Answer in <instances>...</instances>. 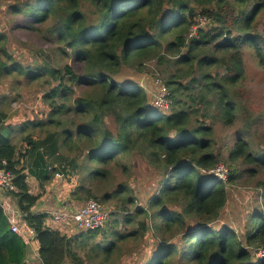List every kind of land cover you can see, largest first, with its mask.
<instances>
[{
	"label": "trees",
	"instance_id": "1",
	"mask_svg": "<svg viewBox=\"0 0 264 264\" xmlns=\"http://www.w3.org/2000/svg\"><path fill=\"white\" fill-rule=\"evenodd\" d=\"M10 11L21 18L12 21L13 32L37 36L71 60L40 69L58 84L42 83L50 86L44 101L52 112L47 122L32 127L58 129L38 139L23 137L25 148L42 146L57 154L63 145L66 165L57 174L77 182L73 199H95L109 213L100 229L73 236L46 225L48 216L35 211L40 195L31 194L22 166L28 150L19 152L1 131L9 119L3 105L10 98L3 97L0 169L15 175L12 205L39 243L38 257L29 264H120L130 240L153 246L149 257L139 249L131 254L137 264H264L256 255L264 250V207L250 214L241 236L220 224L229 185L242 178L241 166L251 178L264 171V154H255L240 132L221 143L216 132L217 124L233 127L250 100L248 91L240 90L247 77L244 47L264 68L258 28L264 0H18ZM0 42H6L1 33ZM12 60L0 45V80L15 75L20 86L42 79V73ZM153 61L166 82L156 76L151 101L144 85L122 73L124 68L143 72ZM162 88L172 105L159 114L155 95ZM76 89L82 93L72 104ZM61 115L75 119L64 123ZM109 117L119 125L116 134ZM55 140L58 146L52 148ZM135 157L160 177L148 207L137 205L128 181L116 186L114 172L130 176ZM220 165L229 170L226 182L208 173ZM258 186L264 206V183ZM29 247L0 207V264L29 260Z\"/></svg>",
	"mask_w": 264,
	"mask_h": 264
},
{
	"label": "rangeland",
	"instance_id": "2",
	"mask_svg": "<svg viewBox=\"0 0 264 264\" xmlns=\"http://www.w3.org/2000/svg\"><path fill=\"white\" fill-rule=\"evenodd\" d=\"M18 0H0V33L6 37V42L1 43V46H5L8 54L13 57L12 62H17L22 67H29L33 73H42V79L38 81L17 84V78L15 75L6 77L4 80H0V99L3 97H9V103L3 105V108L7 111L9 119L6 122L1 131L6 137H9L13 143L18 144L19 152L24 153L27 147L22 140L23 137L30 135L32 139H38V137L45 134L46 131L54 132L58 128L51 126H44L42 129L36 127L33 129L32 124L47 122L50 116L51 108L50 101H44V96L50 89V86H43L44 81L50 82L52 86H57L58 83L51 81L46 72L40 71L43 67L61 68L66 64H71V60L66 57L57 55L53 48H48L43 45L40 38L37 36L28 35L24 30L22 32H13L11 29L12 21L21 19L19 16L15 17L12 12H9V5L17 3ZM201 21V19H200ZM259 31L264 35V12L261 15L258 22ZM21 31V30H20ZM247 77L240 90H247L250 94V100L244 101L247 109L239 111V117L236 124L228 128L224 125H218L216 127L217 142H223L225 138L235 133H242L244 136L249 137V141L253 147V151L257 155L264 154V68L259 66L256 55L248 48L244 47ZM56 52V53H55ZM156 62H148L143 72H137L128 68L123 70V78L140 82V85H144L150 100L153 101L155 94V82H157L156 76L159 81L161 78L166 82V78L162 71L156 68ZM161 76V78H160ZM23 81V79H19ZM40 81V82H39ZM82 93V89L77 90L75 95H70V101L72 104L75 99ZM58 102V105L63 103L59 98L54 100ZM159 114H163L159 112ZM64 123L70 120H74V115H61L59 117ZM107 125L110 130L116 134L119 128L118 123L113 117L106 119ZM28 127L23 130L24 127ZM43 131V132H42ZM26 149V150H25ZM135 168L131 172L130 176H124L119 171L114 172L116 179V186L121 181H128V186L131 188L132 195L137 200V205L140 204L148 207L150 197L156 192L159 186L160 177L155 171L150 169L143 160L139 157H135ZM128 163V160H127ZM247 166H241L242 178L237 179L234 183L229 185V199L227 207L223 210L225 217H222L220 222L227 223L238 231L241 236L245 233L248 219L251 213L256 211L257 208L263 209L262 194L263 189L258 186L259 183H264V171H259L256 177L251 178L245 176L247 173ZM65 185L68 187L73 184L72 178L68 179V176L64 175ZM75 190V189H74ZM70 201H75L71 206L80 208L83 206V200L78 201L73 199L72 193L70 194ZM77 202V203H76ZM112 213L114 212L111 209ZM123 217V213L120 214ZM60 224L62 231L73 234H78L81 230L75 227L74 222L70 221ZM72 225L77 229H72ZM79 230V231H78ZM136 249H139L146 257H149L153 252V246L146 244L144 241H128V246L125 248L128 251V255H123L119 258L120 264H137L133 259Z\"/></svg>",
	"mask_w": 264,
	"mask_h": 264
},
{
	"label": "crops",
	"instance_id": "3",
	"mask_svg": "<svg viewBox=\"0 0 264 264\" xmlns=\"http://www.w3.org/2000/svg\"><path fill=\"white\" fill-rule=\"evenodd\" d=\"M50 143L52 148H55V143L58 146L57 140ZM65 150V147L61 145L57 154H48L45 153L42 146L30 147L28 148L26 160L22 164L24 173L28 176L31 194L40 195L35 211L46 214L48 216L46 220L47 226L60 231H62V228L51 221L52 215L54 213L72 214L77 209L76 206L70 205L75 203V201H70V194L76 189L77 182L67 187L63 177L59 178L58 175L60 174H57L66 165L63 156ZM48 172L51 173V176L48 175ZM61 209H65V211H61ZM73 228L76 229L74 225H72ZM62 232L64 233V231ZM66 234L70 235L68 231ZM73 235L76 234L72 232ZM29 244V258L34 261L38 257L39 252V243L34 235L31 237Z\"/></svg>",
	"mask_w": 264,
	"mask_h": 264
},
{
	"label": "built area",
	"instance_id": "4",
	"mask_svg": "<svg viewBox=\"0 0 264 264\" xmlns=\"http://www.w3.org/2000/svg\"><path fill=\"white\" fill-rule=\"evenodd\" d=\"M195 27L193 32L196 33ZM155 105L161 111H168L172 105L169 92L165 89H159L155 95ZM208 173L218 177V179L226 182L229 175V170L220 165L214 170ZM59 178L62 175H58ZM15 175L5 169H0V207L9 216L12 231L22 236L23 240L29 244L31 237L34 235L32 229H30L25 222L20 219L18 212L14 209L11 200V193L16 191V185L14 183ZM51 221L59 225L64 222L69 223L70 219L74 222L75 227L81 230L94 231L104 226L109 219V213L104 207L94 199H88L84 201L81 208L76 209L73 214L68 213H54L51 217ZM257 257L264 258V250H259L256 253Z\"/></svg>",
	"mask_w": 264,
	"mask_h": 264
},
{
	"label": "water",
	"instance_id": "5",
	"mask_svg": "<svg viewBox=\"0 0 264 264\" xmlns=\"http://www.w3.org/2000/svg\"><path fill=\"white\" fill-rule=\"evenodd\" d=\"M29 262H31V259L26 260L25 262H23L22 264H29Z\"/></svg>",
	"mask_w": 264,
	"mask_h": 264
},
{
	"label": "clouds",
	"instance_id": "6",
	"mask_svg": "<svg viewBox=\"0 0 264 264\" xmlns=\"http://www.w3.org/2000/svg\"><path fill=\"white\" fill-rule=\"evenodd\" d=\"M62 177H63V176H62ZM87 200H88V199H87ZM94 200H95V199H94ZM85 201H86V200H85ZM96 201H97V200H96ZM97 202H98V201H97ZM83 203H84V202H83ZM78 208H80V207H78ZM78 208H77V209H78ZM75 211H76V210H75ZM72 214H73V213H72ZM51 220H52V219H51ZM108 220H109V219H108ZM46 225H47V224H46ZM48 227H49V226H48ZM50 228H51V227H50ZM87 231H88V230H87Z\"/></svg>",
	"mask_w": 264,
	"mask_h": 264
}]
</instances>
